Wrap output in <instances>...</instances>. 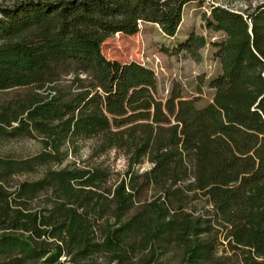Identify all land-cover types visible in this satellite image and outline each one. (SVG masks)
<instances>
[{
    "label": "trees",
    "instance_id": "1",
    "mask_svg": "<svg viewBox=\"0 0 264 264\" xmlns=\"http://www.w3.org/2000/svg\"><path fill=\"white\" fill-rule=\"evenodd\" d=\"M203 1L0 4V139L42 145L0 157V264H264V2L235 10L213 0L203 20L223 39L191 32L175 45L197 62L216 49L213 100L202 107L180 80L159 97L151 67L103 51L140 22L175 38L184 7ZM86 141L91 157L124 156L112 187L101 165L52 167ZM40 166L42 177L8 190L13 174ZM203 199L211 208L196 213Z\"/></svg>",
    "mask_w": 264,
    "mask_h": 264
},
{
    "label": "rangeland",
    "instance_id": "2",
    "mask_svg": "<svg viewBox=\"0 0 264 264\" xmlns=\"http://www.w3.org/2000/svg\"><path fill=\"white\" fill-rule=\"evenodd\" d=\"M14 0H0V4H9ZM218 2L235 10H245L247 7H254L264 0H219ZM213 0H205L202 3L192 2L184 7L183 21L178 30L177 36L171 38L166 36L159 25L151 22H140L139 31L133 35L116 33L110 36L103 45L105 55L120 62L144 61L150 66L158 65V96L163 97V89L172 79H182L186 83V91L183 92L187 98L197 99V106L202 107L213 100L214 90L209 87V81L215 77L219 68V59L216 56V49L208 45L200 50L202 60L195 61L192 56L181 51L173 54L172 51L178 41H181L191 32L205 35L209 40L220 41L224 35L222 32H214L205 26L203 13L210 12ZM156 73V74H157ZM91 141L80 142V151L77 154H69L59 165L52 164L53 168L65 165L84 166L101 165L110 171L107 187H112L124 176L126 160L122 154L110 151L101 157H91ZM42 149L41 142L33 138H12L0 139V157L26 158L33 156ZM151 164L146 162L138 167L139 172L150 169ZM46 166H40L34 171H23L13 174L5 183L9 191L14 192L23 181H34L42 177ZM47 194H40L33 202V206L43 203ZM196 213L200 210L210 209L205 205L204 199L195 202ZM221 249L219 254H222ZM231 254L230 251L226 253ZM171 255V254H170ZM169 255V256H170ZM168 257V256H167ZM104 260L103 256H94L91 261L95 264ZM167 262L178 264L176 257L167 258ZM216 264V263H214Z\"/></svg>",
    "mask_w": 264,
    "mask_h": 264
},
{
    "label": "built area",
    "instance_id": "3",
    "mask_svg": "<svg viewBox=\"0 0 264 264\" xmlns=\"http://www.w3.org/2000/svg\"><path fill=\"white\" fill-rule=\"evenodd\" d=\"M144 64H147L149 67H151L154 71H155V73H157V71H158V65H156V66H150L148 63H146V62H144V61H142ZM157 76H158V73L156 74ZM174 80H180L182 83H183V85H184V87L185 88H187L186 86V83L182 80V79H178V78H176V79H172V80H170L168 83H167V85H165V87H164V89H163V95L164 96H168L169 95V93H170V90H171V87H172V83H173V81Z\"/></svg>",
    "mask_w": 264,
    "mask_h": 264
},
{
    "label": "crops",
    "instance_id": "4",
    "mask_svg": "<svg viewBox=\"0 0 264 264\" xmlns=\"http://www.w3.org/2000/svg\"><path fill=\"white\" fill-rule=\"evenodd\" d=\"M219 68H220V63H219Z\"/></svg>",
    "mask_w": 264,
    "mask_h": 264
}]
</instances>
